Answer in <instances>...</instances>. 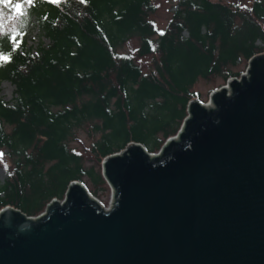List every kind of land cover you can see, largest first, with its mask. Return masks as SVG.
I'll list each match as a JSON object with an SVG mask.
<instances>
[{
	"label": "trees",
	"instance_id": "trees-1",
	"mask_svg": "<svg viewBox=\"0 0 264 264\" xmlns=\"http://www.w3.org/2000/svg\"><path fill=\"white\" fill-rule=\"evenodd\" d=\"M227 1L181 0L162 30L152 20L154 0L23 4L25 26L0 35V52L11 54L0 61V86L15 88L11 103L0 97V149L12 161L0 211L36 217L73 181L98 197L104 158L130 143L157 153L180 130L200 80L239 78L232 70L264 53V0L245 8ZM32 19L49 42L35 52L26 47ZM131 38L140 41L134 55L118 53ZM147 57L153 65L145 73L136 60ZM87 124L99 135L92 145L98 170L68 147Z\"/></svg>",
	"mask_w": 264,
	"mask_h": 264
},
{
	"label": "water",
	"instance_id": "water-1",
	"mask_svg": "<svg viewBox=\"0 0 264 264\" xmlns=\"http://www.w3.org/2000/svg\"><path fill=\"white\" fill-rule=\"evenodd\" d=\"M104 209L79 182L32 218L0 211V264H264V54L192 100L157 155L101 164Z\"/></svg>",
	"mask_w": 264,
	"mask_h": 264
},
{
	"label": "rangeland",
	"instance_id": "rangeland-1",
	"mask_svg": "<svg viewBox=\"0 0 264 264\" xmlns=\"http://www.w3.org/2000/svg\"><path fill=\"white\" fill-rule=\"evenodd\" d=\"M253 1L254 0H229L226 2V5L230 7L245 8L250 6ZM179 2H181V0H154L153 5L155 7V13L152 16V20L158 30H162L167 26L173 11L177 8ZM0 8L4 11L2 33L16 31V29L20 27L21 21H23L20 16V10L17 11L13 4L0 5ZM261 28L264 32V23L261 24ZM40 42H43L46 45L49 44L48 40L41 35L34 19H32L26 28V47L35 52ZM139 42L138 38H131L122 47L118 48L117 51L120 54L134 55L135 50L139 47ZM258 44L261 45L260 43ZM136 62L143 72L148 73L152 70V58H140L137 59ZM246 68L247 63L243 62L232 71L244 74ZM224 85H226V82L221 77H215L206 81L200 80L193 88V92L198 95L199 102L207 104L209 102L210 94ZM14 90L15 88L9 82H3L0 86V97L5 102L11 103L14 99ZM98 138L99 135L95 132L93 124H87L75 129L68 142L69 149L81 157L83 166L86 169L93 168L94 170H98V168H100L99 158L92 151V145L97 142ZM0 153H3V157L0 158L1 185L6 179L8 172L12 169V161L10 157L7 156L6 150L0 149ZM96 190L98 191V197H95V199L107 209L113 201L110 187L107 184L99 185L96 186ZM42 214H44V212H42L41 215Z\"/></svg>",
	"mask_w": 264,
	"mask_h": 264
},
{
	"label": "snow or ice",
	"instance_id": "snow-or-ice-1",
	"mask_svg": "<svg viewBox=\"0 0 264 264\" xmlns=\"http://www.w3.org/2000/svg\"><path fill=\"white\" fill-rule=\"evenodd\" d=\"M51 3H59L60 0H49ZM81 2H86V0H81ZM33 4L34 0H0V5H8V4H13L14 8L19 11L22 7L23 4ZM24 13H21L23 15ZM3 19H4V11L2 8H0V35H2V29H3ZM25 26V22L21 21L20 23V28L22 29ZM15 27V26H13ZM12 40L15 41V36L11 37ZM20 41H16V43L13 46L12 51L16 50V47H18ZM11 54H5L4 52H0V61H10ZM3 157V153H0V158Z\"/></svg>",
	"mask_w": 264,
	"mask_h": 264
},
{
	"label": "bare ground",
	"instance_id": "bare-ground-1",
	"mask_svg": "<svg viewBox=\"0 0 264 264\" xmlns=\"http://www.w3.org/2000/svg\"><path fill=\"white\" fill-rule=\"evenodd\" d=\"M205 105H208V104H205ZM188 108V107H187ZM109 157V156H108ZM107 158V157H106ZM106 158H104V159H106ZM104 159H103V161H104ZM107 184V183H106ZM112 204V203H111ZM99 205L103 208V206L101 205V203H99ZM105 209V208H104ZM45 212V211H44ZM41 216V215H40ZM40 216H37V217H34V218H38V217H40Z\"/></svg>",
	"mask_w": 264,
	"mask_h": 264
}]
</instances>
